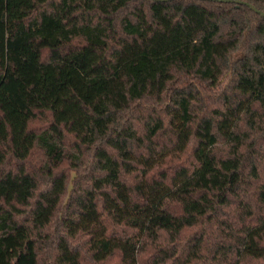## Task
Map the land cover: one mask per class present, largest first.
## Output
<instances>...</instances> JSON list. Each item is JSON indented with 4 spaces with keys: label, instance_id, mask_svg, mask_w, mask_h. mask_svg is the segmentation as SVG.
I'll return each mask as SVG.
<instances>
[{
    "label": "trees",
    "instance_id": "obj_1",
    "mask_svg": "<svg viewBox=\"0 0 264 264\" xmlns=\"http://www.w3.org/2000/svg\"><path fill=\"white\" fill-rule=\"evenodd\" d=\"M0 264H264V16L0 0Z\"/></svg>",
    "mask_w": 264,
    "mask_h": 264
},
{
    "label": "water",
    "instance_id": "obj_2",
    "mask_svg": "<svg viewBox=\"0 0 264 264\" xmlns=\"http://www.w3.org/2000/svg\"><path fill=\"white\" fill-rule=\"evenodd\" d=\"M238 2H240V3L245 2V3L248 4L250 7H252L255 11L261 13V14L264 16V12H262L261 10H259V9H258L256 6H254L253 4L248 3V2H246V1H243V0H238Z\"/></svg>",
    "mask_w": 264,
    "mask_h": 264
}]
</instances>
